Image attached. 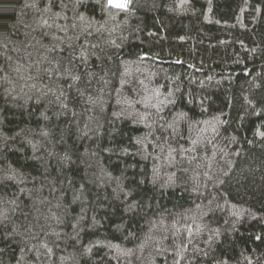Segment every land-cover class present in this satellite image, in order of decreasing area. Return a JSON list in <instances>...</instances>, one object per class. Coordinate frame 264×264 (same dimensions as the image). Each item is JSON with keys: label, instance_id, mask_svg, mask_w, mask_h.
<instances>
[{"label": "trees", "instance_id": "16d2710c", "mask_svg": "<svg viewBox=\"0 0 264 264\" xmlns=\"http://www.w3.org/2000/svg\"><path fill=\"white\" fill-rule=\"evenodd\" d=\"M0 264H264V0H0Z\"/></svg>", "mask_w": 264, "mask_h": 264}, {"label": "rangeland", "instance_id": "374dc122", "mask_svg": "<svg viewBox=\"0 0 264 264\" xmlns=\"http://www.w3.org/2000/svg\"><path fill=\"white\" fill-rule=\"evenodd\" d=\"M128 0H110L111 5L123 7L126 6Z\"/></svg>", "mask_w": 264, "mask_h": 264}]
</instances>
